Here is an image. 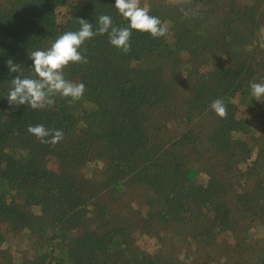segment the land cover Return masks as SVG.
<instances>
[{
    "label": "trees",
    "instance_id": "1",
    "mask_svg": "<svg viewBox=\"0 0 264 264\" xmlns=\"http://www.w3.org/2000/svg\"><path fill=\"white\" fill-rule=\"evenodd\" d=\"M114 4L0 0V264H264V0H140L166 36L132 30L125 54L98 34L64 68L81 99L9 105L78 19L127 27Z\"/></svg>",
    "mask_w": 264,
    "mask_h": 264
},
{
    "label": "clouds",
    "instance_id": "2",
    "mask_svg": "<svg viewBox=\"0 0 264 264\" xmlns=\"http://www.w3.org/2000/svg\"><path fill=\"white\" fill-rule=\"evenodd\" d=\"M118 13L129 23L127 27H117L112 17L100 15L99 27L93 30L92 23L78 19L77 31H66L60 35L47 50H34L29 53L35 78L19 75L11 80L7 100L9 105H27L33 109L52 108L56 97H70L72 101L81 99L85 92L83 83L72 82L65 78L64 68L70 63L86 64L87 57L79 49L96 35H108V42L123 53L130 51L132 30L149 33L153 38L164 37L169 28L166 23L149 14V8L141 7L140 0H115ZM10 72H19L20 65L11 59L6 61ZM251 95L257 101H264V82H250ZM220 118L227 117V107L222 99H215L209 105ZM27 131L41 143L55 146L63 139L62 130L48 129L42 124L29 125Z\"/></svg>",
    "mask_w": 264,
    "mask_h": 264
},
{
    "label": "rangeland",
    "instance_id": "3",
    "mask_svg": "<svg viewBox=\"0 0 264 264\" xmlns=\"http://www.w3.org/2000/svg\"><path fill=\"white\" fill-rule=\"evenodd\" d=\"M63 15H64L63 12L59 11L58 18H59V19H62V18H63ZM154 243H155V242H154Z\"/></svg>",
    "mask_w": 264,
    "mask_h": 264
}]
</instances>
